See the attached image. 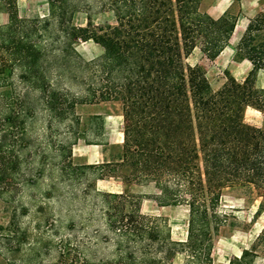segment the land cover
<instances>
[{
	"label": "trees",
	"instance_id": "trees-1",
	"mask_svg": "<svg viewBox=\"0 0 264 264\" xmlns=\"http://www.w3.org/2000/svg\"><path fill=\"white\" fill-rule=\"evenodd\" d=\"M47 1L46 16L26 18L19 16L18 0H0V12L8 14L0 25V197L13 203L19 195L21 140L36 105H42L50 126L80 125L78 104L118 101L123 113L118 155L101 163L69 161L61 170L76 177L92 171L102 180L125 166V184L153 183L158 205L188 207L187 236L174 239L167 217L145 214L140 195L97 191L105 234L51 233L33 249L25 234L12 228L13 215L7 225L0 222V260L170 264L180 255L181 264H215L214 236L222 226H239L219 212L223 193L241 191L258 201L256 215L264 210V129L245 119L247 107L264 114V88L255 84L264 70V10L249 19L236 49L235 58L252 65L245 80L225 71V82L215 90L205 68L187 59L196 49L210 61L219 56L237 24L233 11L213 17L201 10L202 0H97L113 22L96 25L86 11V25L77 26L75 14L86 0ZM79 40H93L103 53L86 61L73 47ZM67 59L90 71L81 91L58 84ZM31 93L37 94L33 101ZM72 136L74 142L79 138L76 130ZM50 246L56 256L47 262L43 255ZM228 264H264V232Z\"/></svg>",
	"mask_w": 264,
	"mask_h": 264
},
{
	"label": "rangeland",
	"instance_id": "rangeland-1",
	"mask_svg": "<svg viewBox=\"0 0 264 264\" xmlns=\"http://www.w3.org/2000/svg\"><path fill=\"white\" fill-rule=\"evenodd\" d=\"M212 1L205 6H209ZM17 5L20 17H44L48 14L47 0H18ZM233 10L236 12L237 7ZM86 11L96 25L112 23L114 20L111 12L100 10L97 0H86L84 8L75 14L73 22L77 26L86 25L88 15ZM7 21L8 14L0 12V25ZM73 47L86 61L100 56L104 50L93 40H79ZM67 60L69 63L65 62L64 74L58 84L74 92L81 91L84 88L82 79H87L90 71ZM187 62L202 65L215 90L226 80L225 71L213 65L199 49L189 56ZM74 74L78 78H73ZM36 95L31 93L30 100L33 101ZM36 113L34 120L27 125L26 138L21 140L25 160L22 166L24 182L18 186L19 195L13 203L0 197L1 223L7 225L13 215L16 216V224L12 228L17 229L19 234L24 233L32 243L33 249L41 246L42 242L37 240L46 238L51 233L73 236L88 235L98 230L103 235L106 232L103 222L104 206L97 191H125L141 196L142 211L145 214L167 217L174 239L185 238L188 207L158 205L154 199L158 191L153 183H129L133 185L127 186L124 181L127 175L125 166L120 168L117 176L102 180H95L97 173L92 171L76 177L69 170L67 172L61 170L69 161L73 164L101 163L118 155L123 143V113L120 102L78 104L76 113L80 125L67 121L54 122L50 126L46 112L40 104L36 105ZM245 119L261 125L264 129L262 112L249 109ZM74 130L79 135L76 142L72 136ZM64 154L67 156L66 160ZM257 210L258 201L249 199L241 191L228 190L223 193L219 212L227 215L228 222L236 221L239 226L227 224L214 236L215 264H228L230 258L239 256L243 249L250 247L256 237L264 232V211L256 215ZM89 219H93L90 228L83 229V224ZM24 250L29 252L28 248ZM44 251L43 259L47 262L56 256V249L53 246ZM259 262H262L261 258ZM181 263L179 255L170 264ZM0 264L7 263L0 260ZM16 264L23 263L18 259Z\"/></svg>",
	"mask_w": 264,
	"mask_h": 264
},
{
	"label": "crops",
	"instance_id": "crops-1",
	"mask_svg": "<svg viewBox=\"0 0 264 264\" xmlns=\"http://www.w3.org/2000/svg\"><path fill=\"white\" fill-rule=\"evenodd\" d=\"M210 0H202L201 10L207 12L213 17L221 16L225 11H233L234 7H237V11L234 12L238 15L237 24L235 30L229 40V43L224 48V50L219 54V56L212 61L213 65H216L219 69L224 71H229V73L239 82L245 80L247 74L252 68V65L247 59H236V49L238 43L246 30L249 19L256 16L262 10H264V0H213L210 2L209 6H205ZM255 84L258 88H264V70H259L257 72ZM249 109H255L252 107H247L245 114ZM257 110V109H255ZM250 123V122H249ZM255 126L261 127L259 124L251 123ZM262 128V127H261ZM129 185L130 187L133 185ZM129 187V189H130ZM264 211V210H263ZM262 211V212H263ZM185 238L177 239L184 240Z\"/></svg>",
	"mask_w": 264,
	"mask_h": 264
}]
</instances>
